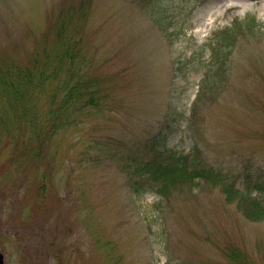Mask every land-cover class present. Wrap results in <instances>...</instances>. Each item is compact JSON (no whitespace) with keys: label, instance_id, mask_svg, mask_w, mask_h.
<instances>
[{"label":"rangeland","instance_id":"374dc122","mask_svg":"<svg viewBox=\"0 0 264 264\" xmlns=\"http://www.w3.org/2000/svg\"><path fill=\"white\" fill-rule=\"evenodd\" d=\"M81 1L0 0V57L27 63L60 13ZM89 1L88 19L77 13L74 26L125 96L99 135L136 145L161 134L186 155L198 146L199 160L239 186L250 172L264 177V0ZM217 38L230 50L211 74ZM77 153L66 161L76 166ZM67 172L42 198L32 180L16 195L0 187L6 264H233L230 244L264 263V221L249 220L212 184L186 185L170 201L135 196L104 164L79 171L83 193L69 198Z\"/></svg>","mask_w":264,"mask_h":264},{"label":"trees","instance_id":"16d2710c","mask_svg":"<svg viewBox=\"0 0 264 264\" xmlns=\"http://www.w3.org/2000/svg\"><path fill=\"white\" fill-rule=\"evenodd\" d=\"M71 6L36 42L27 63L0 57V187L5 197L11 185L10 194L16 195L24 186L30 188L31 180L41 197L50 188L58 190L54 180L60 172L70 171L62 178L73 176L66 191L71 198L83 193L79 187L83 177L75 178L79 171L107 164L118 170L135 196L152 192L170 201L184 186L202 181L220 188L225 200L236 204L249 220L264 221L262 175L255 178L250 172L239 186L237 179L199 160L198 146L193 155H186L169 148L161 134L136 145L109 133L99 135L112 115L123 109L124 85H115L113 78L99 72L100 49L89 45L90 50L84 32L74 26L77 13L88 19L90 1ZM214 42L211 63L206 65L211 74L222 71L230 50L218 45V38ZM75 149L73 166L66 160ZM224 253L233 264H261L234 244Z\"/></svg>","mask_w":264,"mask_h":264},{"label":"water","instance_id":"95a60500","mask_svg":"<svg viewBox=\"0 0 264 264\" xmlns=\"http://www.w3.org/2000/svg\"><path fill=\"white\" fill-rule=\"evenodd\" d=\"M0 264H5V257L1 252H0Z\"/></svg>","mask_w":264,"mask_h":264}]
</instances>
